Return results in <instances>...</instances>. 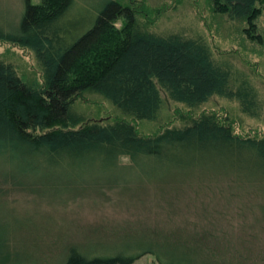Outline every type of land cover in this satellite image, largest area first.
<instances>
[{"label":"trees","instance_id":"16d2710c","mask_svg":"<svg viewBox=\"0 0 264 264\" xmlns=\"http://www.w3.org/2000/svg\"><path fill=\"white\" fill-rule=\"evenodd\" d=\"M208 1L214 13L243 21L246 36L261 40L257 19L264 0ZM135 3L107 0L75 34L74 0H23L14 32L0 29L1 39L31 47L40 67L38 76L26 78L0 57V154L32 157L17 166L18 174H0L15 183L26 182L19 176L36 166L62 175L54 200L63 204L104 190L115 191L120 203L147 202L153 245L86 254L71 243L61 264H130L145 252L160 264H198L193 256L205 255L200 244H221V206L264 201V128L237 132L236 119L224 107L195 112L219 95L259 116L256 90L229 60L214 55L201 33L157 29L164 6ZM161 90L187 108L177 107L175 119L155 132L141 133L137 122L155 116ZM87 93L103 96L122 116L86 120L75 105ZM27 183L37 193L36 183ZM200 209L214 236L204 235ZM139 214L104 223L97 235H136Z\"/></svg>","mask_w":264,"mask_h":264},{"label":"rangeland","instance_id":"374dc122","mask_svg":"<svg viewBox=\"0 0 264 264\" xmlns=\"http://www.w3.org/2000/svg\"><path fill=\"white\" fill-rule=\"evenodd\" d=\"M106 1L74 0L71 8L72 18L78 21L75 34L85 29L86 26L82 31L80 30L85 24L83 21L86 18H94ZM120 1L136 2V5L143 2L147 6H164L165 12L156 23L157 29L174 28L188 33H201L217 58H226L233 64L234 69L248 78L262 105L259 116H251L241 112L235 100L212 95L195 112L203 107H224L236 119L234 128L237 132L245 133L250 129L264 128V10L257 19L261 35V40L258 41L246 36L243 31V21L231 19L226 14L214 13L208 0ZM22 11L23 0H0V29L14 32ZM0 57L11 62L16 71L26 78L39 75L38 58L29 46L0 38ZM161 96L162 104L155 116L137 122L139 132H155L165 121L173 119L174 110L187 108L171 100L163 90ZM75 109L86 120L122 116L109 100L96 93H87L84 101L76 103ZM18 155H21L23 160L19 157L9 159L7 152H1L0 171L18 174L17 166L22 161L28 162L32 159L25 153ZM22 173L23 175L19 177L26 181L21 182L24 184L15 183L9 177L0 174V264H61L66 256L67 246L71 243L77 244L86 254L97 252L96 249H104L113 254L124 252L142 243L153 245L156 242L155 236L153 238L148 231L150 215L147 214L148 209L144 207L147 202L143 204L144 201L141 200L136 202L137 205H129L128 202L122 201L120 203L121 198H118L115 191L104 190L101 193L94 192L90 197H79L74 202L63 204L54 200L61 190L59 182L64 179L62 175L44 173L37 166L34 172ZM27 182L36 183L37 193L33 192L34 188L29 187L33 185ZM226 204L220 207L224 214L217 226L220 231H224L218 238L221 244L214 246L213 243L204 242L198 246L202 253H205L204 257L201 253H196L193 258L198 264H264V201L240 200ZM189 208L192 207H187L186 211ZM206 213L200 209L199 223L205 227L203 229L205 236L207 233L214 236L213 231H209L201 221L202 218H206ZM138 214L140 219L135 220L133 226L137 230L136 235L124 234L120 235V239H116L118 235L114 236L110 234L111 232L97 235L103 232L104 227L98 228L104 223L109 225L131 220L133 216L137 218ZM105 218L109 221L104 222ZM183 218L185 219L186 215ZM168 225L170 227V224ZM175 225L180 224L172 222V226ZM186 225L192 227L188 224L184 227H187ZM162 226L166 228L161 223L158 225V227ZM124 230L129 229L124 227ZM105 236L111 237L105 238ZM96 242L99 243L94 247ZM103 243L107 249L103 247ZM130 264H160V262L153 253L145 252Z\"/></svg>","mask_w":264,"mask_h":264}]
</instances>
